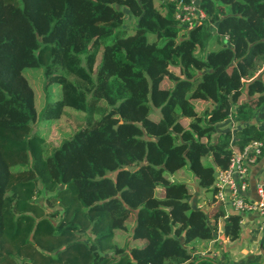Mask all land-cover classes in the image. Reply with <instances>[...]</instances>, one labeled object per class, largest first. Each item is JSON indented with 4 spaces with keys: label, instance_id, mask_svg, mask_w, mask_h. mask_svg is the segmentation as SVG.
I'll use <instances>...</instances> for the list:
<instances>
[{
    "label": "trees",
    "instance_id": "1",
    "mask_svg": "<svg viewBox=\"0 0 264 264\" xmlns=\"http://www.w3.org/2000/svg\"><path fill=\"white\" fill-rule=\"evenodd\" d=\"M177 1L0 0V264H217L194 256L193 242L214 238L219 221L239 238L241 215L226 213L213 183L230 146L264 143L253 122L264 0H201L206 19L183 33ZM211 41L220 47L198 56ZM24 68L43 71L38 114ZM66 108L84 124L48 151L27 131ZM228 118L241 125L233 134L217 129ZM185 166L210 195L207 211L166 176ZM133 214L131 238L144 245L112 244Z\"/></svg>",
    "mask_w": 264,
    "mask_h": 264
},
{
    "label": "crops",
    "instance_id": "2",
    "mask_svg": "<svg viewBox=\"0 0 264 264\" xmlns=\"http://www.w3.org/2000/svg\"><path fill=\"white\" fill-rule=\"evenodd\" d=\"M211 29L212 31H215L214 26H212ZM204 51H207V48L200 51L201 55H204ZM257 74H260L264 81V66L257 72ZM244 99L245 96L241 98V100ZM200 102L207 105L206 102L201 100L194 101L195 104ZM253 122L259 128H264V106L258 110ZM239 127H241V125L235 123L232 118H228L217 124V129L219 131L230 129L232 132H235ZM263 174L264 156H262L256 164L252 165L250 168L248 189L246 191L247 198L256 199V185ZM186 184L188 185V183ZM188 187L191 194V203L198 208L201 207L200 209L207 211L209 209V193L205 192L198 186L195 177L193 181L191 180L189 182ZM226 213L231 214L236 212L226 209ZM240 215L241 230L240 236L237 240L231 241L223 234V222L219 221L218 230L214 238L207 241L195 240L193 242L191 245L194 248L193 255L201 258V254L204 253L206 257L211 258L217 264H253L256 261L263 262L264 264V216H259L256 213L250 212H245ZM209 223L213 224V220L210 219Z\"/></svg>",
    "mask_w": 264,
    "mask_h": 264
},
{
    "label": "built area",
    "instance_id": "3",
    "mask_svg": "<svg viewBox=\"0 0 264 264\" xmlns=\"http://www.w3.org/2000/svg\"><path fill=\"white\" fill-rule=\"evenodd\" d=\"M174 18L181 26L180 33H183L206 19V12L201 6V0H178ZM231 133L233 134L232 131ZM230 147L233 153L228 166L225 169H217L215 172L214 198L223 204L225 210L264 216V174L256 185V199L246 197L250 168L264 156V143L258 140L252 141L243 149L236 146ZM203 256H205L204 253L201 254V257Z\"/></svg>",
    "mask_w": 264,
    "mask_h": 264
},
{
    "label": "rangeland",
    "instance_id": "4",
    "mask_svg": "<svg viewBox=\"0 0 264 264\" xmlns=\"http://www.w3.org/2000/svg\"><path fill=\"white\" fill-rule=\"evenodd\" d=\"M123 11L126 12L124 16L123 27L128 32H132V30L136 26V19L128 13L126 8H123ZM150 39H152V35H150ZM212 46V47H211ZM220 45H214L211 41L210 45H208L207 50L218 49ZM206 51H204L205 53ZM198 56H202L200 50L196 51ZM100 60V55L98 56L97 62ZM23 75L27 78L30 85L32 86L35 93V103H36V112L37 114L40 112L42 107L46 102V95L43 90L44 86V75L43 71L40 68H24ZM172 84L165 80L162 82V86L167 88ZM50 93L53 97L59 96L61 94V89L59 85H54L50 89ZM101 105H104V102H101ZM205 103H196L198 110H201ZM153 117V115H152ZM84 114L75 110H71L70 108H66L65 112L62 116L53 121H43L38 118L31 123L30 129L27 131L29 134L37 132L41 134L46 140L47 150L50 151L56 147H58L61 141L65 138H69L81 125L84 124ZM181 171V172H180ZM172 181L175 182H184L188 183L194 180V176L189 170L188 166L181 168L180 170L174 172L173 174L166 175ZM156 194L158 196L162 195V189L157 188ZM45 193H39L37 195V200L42 202L44 199ZM135 223L134 214L129 217V219L125 222L126 229L122 231H118L114 238L111 240L112 244H115L119 247L124 246H142L144 245V240H134L131 238V230ZM88 236L82 237L85 240H88ZM107 252H111V250H107ZM253 264H263V262L256 261Z\"/></svg>",
    "mask_w": 264,
    "mask_h": 264
},
{
    "label": "water",
    "instance_id": "5",
    "mask_svg": "<svg viewBox=\"0 0 264 264\" xmlns=\"http://www.w3.org/2000/svg\"><path fill=\"white\" fill-rule=\"evenodd\" d=\"M38 187H40L39 184H38Z\"/></svg>",
    "mask_w": 264,
    "mask_h": 264
}]
</instances>
